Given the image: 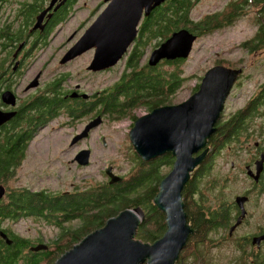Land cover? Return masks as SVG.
Segmentation results:
<instances>
[{"label": "trees", "instance_id": "trees-1", "mask_svg": "<svg viewBox=\"0 0 264 264\" xmlns=\"http://www.w3.org/2000/svg\"><path fill=\"white\" fill-rule=\"evenodd\" d=\"M79 1L73 0L74 6L79 5ZM197 1L167 0L154 9L150 16L144 17L138 37L122 61L124 68L121 75L111 85L96 92L95 101L92 103L71 101L72 103L66 104L68 100H65V97L70 90L62 87V82L71 75L67 77L63 74L45 85L39 93L27 98L18 107L16 117L0 128V185L9 186L5 197L7 200L0 202V233L7 235L12 242L8 245L0 237V264H55L65 252L79 244L86 236L103 228L109 219L126 209L141 207L146 213L137 239L154 243L165 234L166 216L154 205L153 199L159 191V183L172 169L174 157L171 155L145 162L135 152L139 164H135L125 178H121L114 185L107 181L96 182L78 192L51 194L49 190L37 192L26 188L10 189V186L17 181L31 142L43 128L62 115L82 119L85 115L98 116L105 113L109 119L114 120H122L131 115L135 121L137 117L131 114L135 109L145 108L153 111L169 104L170 99L187 82L184 66L187 61H163L152 68L144 59L149 51L156 49L174 32L187 29L200 39L217 30L233 28L240 19L245 20L249 15L247 12L251 11L255 16V24L251 23L256 26V31L249 41L242 44V49L251 56L264 53V0H234L218 13L194 20L192 12ZM35 8L33 7L28 15L19 16L14 27L7 25V22L0 25V94L4 89L3 92L16 90L23 80L14 73L9 74L13 64L11 54L14 45L17 44L18 47L19 43L27 40L29 26L35 19ZM69 19V16H64L61 21L66 23ZM9 44L12 46L9 47ZM218 64L224 65L222 62ZM172 65H176L175 69L171 68ZM165 66L169 68L164 69ZM227 66L233 67L232 64ZM198 80L200 83L194 93L198 91L202 77H198ZM87 105H90L88 110L85 109ZM259 106H264V89L246 110L247 114L243 118L258 116ZM244 126L238 122L235 128L223 126L218 129L219 133L213 135L210 140V143L213 141L212 151L199 167L201 175L205 170H208V173L212 168L216 157L213 155L217 148L235 137L239 138ZM163 164L164 167L160 168ZM197 180L194 175L183 192L188 220L196 231L187 245L192 243L194 238L199 242H204L206 238L211 239L213 230L228 228L232 223L231 205L224 204L219 210L206 208L208 206L205 203L204 188L198 187L195 183ZM23 218L39 220L41 224L55 228L57 233L51 241L44 242L42 238L22 237L9 226H5L6 220L17 221ZM39 246L44 249L36 251ZM186 251L184 249L181 253L178 264H189L190 258L184 262L183 253ZM230 263L264 264V253L251 254L243 248L240 255Z\"/></svg>", "mask_w": 264, "mask_h": 264}, {"label": "rangeland", "instance_id": "rangeland-1", "mask_svg": "<svg viewBox=\"0 0 264 264\" xmlns=\"http://www.w3.org/2000/svg\"><path fill=\"white\" fill-rule=\"evenodd\" d=\"M233 1L198 0L192 16L194 20H200L209 14L218 13ZM105 7L104 0L79 1L76 15L63 26V29L55 32L51 46L38 51L36 59H32L29 63L31 67L25 72L26 79L14 92L18 97L17 107L27 98L43 90V86L63 74L67 77H70V74L71 77L62 82V87L71 90L76 85H81L84 88L83 92L89 95L104 89L119 78L124 68L122 64L124 59L115 67L92 76L87 69L93 59V52L84 53L85 55L61 65V60L68 50L75 45ZM247 13L249 14L247 18L240 19L233 28L217 30L213 34L197 39L191 55L184 63L187 82L170 99L169 106L187 101L200 83L198 77H203L210 68L222 65L218 62L224 63V66L226 64V67L232 64L236 70H243L236 90L232 88L233 94L230 92L226 100L227 107L225 106L226 110L224 109L225 112L223 111L224 114L222 112L223 115L220 118L225 123L224 127L236 121L235 117L248 108L249 99L264 89V53L251 56L245 49H242V44L249 41L256 31V26L252 25V23L255 24V16L251 11ZM152 51H149L144 59L147 63ZM175 66L172 65L171 68L175 69ZM165 68L168 69L169 66ZM160 71H162L161 67ZM35 81L38 82L37 87L28 89ZM68 103L72 102L68 101L66 104ZM89 107L90 105H87L86 109ZM258 112V116H252L241 123L242 126L245 125L239 133L243 132L242 135L225 144L224 152L222 150L219 154L221 147L217 148L215 156L218 154L219 156L213 160L212 168L208 173V170H205L201 175L200 168H198L192 174V178L194 175L198 178L195 182L198 187L204 188L205 203L208 206L206 208L219 210L224 204L234 206V196L251 188V183L241 172L240 166H245L252 160L256 142L264 143V106ZM149 113L151 112L148 109L137 108L131 114L140 118ZM91 116L87 115L80 121L66 117L44 128L29 145L27 158L19 170L17 181L11 184L10 189L26 188L37 192L49 190L51 194L78 192L96 182H104L106 179L104 171L108 167L115 166L119 172L133 170L134 165L139 163H137L138 156L129 139L133 122L131 115L122 120H114L104 114L100 117L99 127L91 130L87 138L80 140L77 144H72L73 140L83 133L86 126L94 121ZM212 143H209L210 153ZM83 150L91 151L90 165L80 167L75 160ZM230 162L236 163L235 170H228ZM162 167L164 164L160 166ZM5 187L9 189V186ZM5 197L4 200H7ZM249 207L250 218L246 224L241 223L242 225L238 226L239 229L236 230L234 238L227 236L228 228L213 230L211 239L206 238L204 242H199L194 238L193 242L185 248L187 251L183 253L185 254L184 262L190 258L189 264L192 262L195 264H231L230 262L234 261L243 250L246 238L250 234L257 233L258 229L264 228V197L253 195ZM231 219L234 220V210H232ZM5 222V226H9L12 231L22 237L42 238L44 242L51 241L57 233L55 228L41 224L39 220L23 218ZM246 249L247 252L250 251L249 247ZM249 253L257 254L258 252L254 253L251 250ZM259 253L263 254L264 250Z\"/></svg>", "mask_w": 264, "mask_h": 264}, {"label": "water", "instance_id": "water-1", "mask_svg": "<svg viewBox=\"0 0 264 264\" xmlns=\"http://www.w3.org/2000/svg\"><path fill=\"white\" fill-rule=\"evenodd\" d=\"M167 0H104L105 9L71 47L61 65H65L84 53L94 51L88 70L94 73L107 71L118 65L129 53L138 34L139 25L144 17ZM50 7L38 16L33 30L43 28L44 16ZM197 36L187 29L174 32L151 52L148 59L150 67H157L162 61L187 59L193 50ZM22 49L20 47L17 53ZM243 70L224 65L210 68L205 74L199 89L187 101L171 106L154 109L134 123L129 139L137 155L148 162L171 155L174 157L172 169L159 183V191L153 199L154 205L166 216V232L154 243L137 239L138 230L145 220L143 208L126 209L109 219L105 226L86 236L79 244L65 252L55 264H178L181 253L187 247L190 237L195 234L186 211L183 192L191 181L192 174L204 163L210 153L209 141L217 132V123L225 109L231 89ZM32 83L28 89L37 87ZM73 94L71 97H75ZM3 105L16 107L17 96L8 90L2 93ZM16 111L0 109V128L11 122ZM101 124L98 117L86 126L83 133L72 144L87 138L91 130ZM91 151L83 150L76 157L81 166H88ZM264 156L257 162V175L248 168V175L258 181L260 166ZM110 184L121 180L113 173L112 167L106 170ZM7 189L0 185V202L6 196ZM246 197H238L236 203L241 215L230 233L241 225L247 216ZM8 245L12 242L7 235L0 233ZM264 235L255 237L252 244L260 246ZM44 249L43 246L36 251Z\"/></svg>", "mask_w": 264, "mask_h": 264}, {"label": "flooded vegetation", "instance_id": "flooded-vegetation-1", "mask_svg": "<svg viewBox=\"0 0 264 264\" xmlns=\"http://www.w3.org/2000/svg\"><path fill=\"white\" fill-rule=\"evenodd\" d=\"M52 1L53 0H0V25L4 24L5 22H7V25L11 24L14 27V23H15L16 19L19 16L28 15L29 11L33 7H36L35 8V13H34L35 14V19H34V22L29 26V36L27 37V40L24 43H19L18 47H16L17 44L14 45L13 46L14 51L11 54V59H12V63L13 64L11 65V71L9 72V74H13L14 73L16 77H22L23 78L22 82L26 79L25 72L27 70H29V68L31 67V64L29 65V63L31 62L32 59H36V57L38 56V51H42L44 49L49 48L51 46V44L54 42L53 35L55 34V32L59 31L61 28L63 29V26L65 24H67L70 21V19L76 15L75 12L77 10V8H76L77 5L74 6L73 0H56L53 8L50 11H48V13L44 16V19L42 21L43 28L42 29L39 28L37 30H33L34 26L37 23L38 16L41 15L45 10H47L50 7ZM64 16H69L70 17V19L66 23H63L61 21V18L64 17ZM143 20H144V18L142 19V22H141V24L139 26V31H140L141 25L143 24ZM8 46L11 47L12 44H9ZM20 47H22V49L17 54V50ZM89 52H93V54H94L93 50L89 51ZM15 54H17V55H15ZM15 56H16V58H15ZM88 72H90V74L92 76L97 74V73H94V72H91V71H88ZM203 77H202V79H203ZM239 80H240V78H239ZM239 80H237V82L235 83V85L233 87V90H236V86H238ZM83 90H84L83 86L76 85L73 89L70 90L69 94H66L65 100L74 101V102H76V101H82V102L83 101H89V103H92L93 101H95V93L96 92L93 93L92 95H89L87 93H84ZM3 91H2V93H3ZM10 91L15 92V90H11V89H10ZM261 92H262V90L260 91V93ZM2 93L0 94V109H2L3 111H16V112H18V107H17V105H18V97H17V105H16V107L13 108L11 106H6V105L2 104V102H1ZM73 94H75L76 96L75 97H71ZM232 94H233V92H232ZM259 94L255 95V96L253 95V97H251L249 99L248 108L259 97ZM169 105L170 104H166V105H163V106H169ZM163 106H161V107H163ZM225 106L227 107V102H226ZM261 107L262 106H259V108H257V110L259 111V109ZM248 108L246 110H248ZM90 110H92V109L90 108ZM246 110H244V112L242 113V115L240 117H235L236 121H233V122H230L229 124H227V127L235 128V125H237L238 122L242 123L245 119H247L246 117H245V119L243 118V116L244 115L246 116V114H247ZM150 112H152V111H150ZM224 112H223V114H224ZM104 114H101V115H98V116H95L94 114H91L92 115L91 117L95 120L98 117H103ZM85 116H87V115H85ZM66 117H70V116L62 115V117H60L59 119H57L55 121H59V120H61L63 118H66ZM70 119L77 120V119L72 118V117ZM82 119H79V121L82 120ZM219 120L220 121H218V123L216 125L217 131H218V129L220 127H223L225 125V123H223L221 121V119H219ZM68 121H69V119H68ZM135 121L133 120V122L131 124L132 128L134 126ZM47 127H45V128H47ZM132 128H130V129H132ZM236 138L237 137L233 138L232 140H234ZM229 142L227 141V143H229ZM254 148H255V153L253 155L252 160L249 161L245 166H240L241 172L244 173L247 176V179L251 183V188L250 189H246V191L244 193H242V194H237L236 193L237 195L234 196V200H233L234 206H232V205L230 206V215L231 216H232V210H234V220H232V223L229 225L228 230L226 229L229 232L228 235H227L229 238H234V234L237 232L236 230H238L239 227L242 224L243 225L246 224L247 220L250 218V207H249V205L252 203V196L257 194V196L264 197V163L260 166L261 172H260L258 181H255V179L253 177L248 175V168L252 171V173H254L255 176L257 175V168H258L257 162L259 160H261L262 155L264 156V143L256 142L254 144ZM222 150H223V145L221 146V149L219 150V154L222 152ZM224 150H223V152H224ZM219 154L216 157H218ZM213 156H215V154ZM77 165H79V164L77 163ZM89 165H90V163H89ZM80 167H82V166L80 165ZM236 167L237 166H236L235 162H230V168L228 170H235ZM113 168H114L113 173L115 175H117L118 177L122 178V179L125 178V176L130 172V171H125V172L120 171L119 172V170H117V168L115 166H112V169ZM107 169H105V171H104V174H105V177H106L105 181H107L110 184V180L111 179L108 177V175L106 173ZM67 193H71V192H65L64 194H67ZM238 195H241V196H238ZM238 197H246V198H248V201L245 203V208L247 210V216L242 221V224L239 227H237L233 231V233L231 234L230 233L231 228L236 224L238 218L241 215V210H240L239 206L236 203V199ZM253 200H254V198H253ZM261 235H264V228L263 229H258L257 233L250 234L246 238V241L244 242L243 248L246 249L247 247H249L250 251L252 250L254 253L263 251L264 247H262V246H264V242H262L259 247L252 244L253 239L255 237H259ZM246 251H247V249H246Z\"/></svg>", "mask_w": 264, "mask_h": 264}, {"label": "clouds", "instance_id": "clouds-1", "mask_svg": "<svg viewBox=\"0 0 264 264\" xmlns=\"http://www.w3.org/2000/svg\"><path fill=\"white\" fill-rule=\"evenodd\" d=\"M140 26V25H139ZM139 28V27H138Z\"/></svg>", "mask_w": 264, "mask_h": 264}, {"label": "bare ground", "instance_id": "bare-ground-1", "mask_svg": "<svg viewBox=\"0 0 264 264\" xmlns=\"http://www.w3.org/2000/svg\"><path fill=\"white\" fill-rule=\"evenodd\" d=\"M17 66V65H16Z\"/></svg>", "mask_w": 264, "mask_h": 264}]
</instances>
